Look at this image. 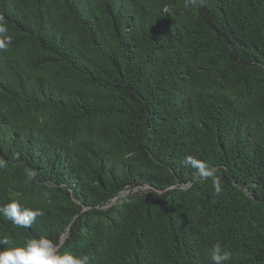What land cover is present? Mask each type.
Returning <instances> with one entry per match:
<instances>
[{"label": "trees", "instance_id": "obj_1", "mask_svg": "<svg viewBox=\"0 0 264 264\" xmlns=\"http://www.w3.org/2000/svg\"><path fill=\"white\" fill-rule=\"evenodd\" d=\"M0 23V207L41 213L0 215V251L264 264V0H0Z\"/></svg>", "mask_w": 264, "mask_h": 264}, {"label": "clouds", "instance_id": "obj_2", "mask_svg": "<svg viewBox=\"0 0 264 264\" xmlns=\"http://www.w3.org/2000/svg\"><path fill=\"white\" fill-rule=\"evenodd\" d=\"M197 2L198 0H192L193 4H196ZM7 32L8 28L3 23H0V50H6L8 44L11 43L12 38L7 35ZM185 163L190 164L191 158L186 157ZM199 168V174L202 178H215V169H208L204 165H200ZM31 176L32 174L30 173V179ZM214 182L217 181L214 180ZM181 188H183V186ZM139 189H146L144 191H147L150 188L143 187ZM128 191L130 193L131 190L124 192ZM132 191H134V189ZM139 191L142 190H138L137 192ZM217 192H219V188H217ZM126 197H129V195L122 198ZM115 200H117V198ZM40 214L41 213L38 211H31L28 209L21 210L19 203L15 201L0 207V215H3L5 218L11 220L13 224L25 228L31 227V224L34 222L36 216ZM8 243L9 241L7 238L0 240V244ZM230 258L231 253L228 251H222L219 244L214 245L211 249V260L213 261V264H224V262L230 260ZM0 264H89V257L87 255L79 257H75L70 254L59 255L53 241L47 239L46 237H41L39 239L34 238L26 240L23 247L8 248L0 251Z\"/></svg>", "mask_w": 264, "mask_h": 264}, {"label": "water", "instance_id": "obj_3", "mask_svg": "<svg viewBox=\"0 0 264 264\" xmlns=\"http://www.w3.org/2000/svg\"><path fill=\"white\" fill-rule=\"evenodd\" d=\"M192 186V183H190L189 185H186V186H183V188L182 189H188V188H190ZM177 187L175 186V187H173L172 189H176ZM138 190H142V191H144V190H146V189H139V188H137V189H134V192H137ZM160 193H162V192H160ZM129 194V191L128 192H124V193H121V195L118 197V198H121V197H124V196H127ZM117 198V199H118ZM116 200H114L113 202H115ZM63 242H64V239L62 238V241H61V244H63Z\"/></svg>", "mask_w": 264, "mask_h": 264}, {"label": "rangeland", "instance_id": "obj_4", "mask_svg": "<svg viewBox=\"0 0 264 264\" xmlns=\"http://www.w3.org/2000/svg\"><path fill=\"white\" fill-rule=\"evenodd\" d=\"M136 193H138V192H134V191H130V193L128 194L129 196H131V195H134V194H136ZM122 198V197H121ZM121 198H119V199H121ZM118 200V199H117ZM116 200V201H117ZM114 203H116V202H114Z\"/></svg>", "mask_w": 264, "mask_h": 264}]
</instances>
